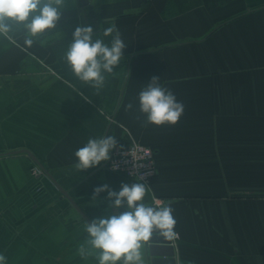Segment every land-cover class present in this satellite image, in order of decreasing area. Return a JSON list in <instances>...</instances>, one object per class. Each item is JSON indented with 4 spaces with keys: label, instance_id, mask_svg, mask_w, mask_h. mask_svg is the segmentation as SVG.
<instances>
[{
    "label": "crops",
    "instance_id": "obj_1",
    "mask_svg": "<svg viewBox=\"0 0 264 264\" xmlns=\"http://www.w3.org/2000/svg\"><path fill=\"white\" fill-rule=\"evenodd\" d=\"M61 13L36 37L22 25L0 36L7 264H97L79 255L85 216L124 208L110 209L107 192L93 199L94 189L140 182L107 161L74 169L75 152L104 136L154 152L144 202L156 197L173 209L176 264H264V0H66ZM83 26L109 45L103 33L115 27L127 45L99 92L65 60ZM152 77L184 105L175 125L145 124L138 95ZM33 165L43 173L32 176ZM141 252L150 264L147 242Z\"/></svg>",
    "mask_w": 264,
    "mask_h": 264
},
{
    "label": "clouds",
    "instance_id": "obj_2",
    "mask_svg": "<svg viewBox=\"0 0 264 264\" xmlns=\"http://www.w3.org/2000/svg\"><path fill=\"white\" fill-rule=\"evenodd\" d=\"M65 3L66 0H0V36L10 39L9 34L17 25H22L31 37L56 28ZM103 35L112 37L110 45L103 39H93V27H77L65 54L74 75L98 92L104 87L105 73L113 72L124 58L123 52L127 47L115 27L105 29ZM25 44L31 46L33 40L26 39ZM159 79L152 77L140 91L139 110L146 116L145 124L175 125L184 112V105L177 102L170 90L160 85ZM127 108L131 109L132 105H127ZM116 146L117 139L113 136L90 138L75 152L74 169L82 172L108 161L110 151ZM148 191L150 188L141 182L122 183L118 192L107 184L96 187L93 199L101 192H107L109 208H124L125 211L117 214L106 212L104 216L86 222L88 238L80 246L79 255L94 256L97 264H145L141 249L154 233L158 232L169 241L176 240L178 233L174 229L177 221L172 215L173 209L166 204H146ZM0 264H7L3 254H0Z\"/></svg>",
    "mask_w": 264,
    "mask_h": 264
},
{
    "label": "built area",
    "instance_id": "obj_3",
    "mask_svg": "<svg viewBox=\"0 0 264 264\" xmlns=\"http://www.w3.org/2000/svg\"><path fill=\"white\" fill-rule=\"evenodd\" d=\"M105 166L111 171L120 172L144 184H148L156 173L154 152L137 141H131L126 146H116L110 151V159ZM30 173L32 176H38L43 171L37 165H33ZM152 202L154 206L162 204V200L156 197L152 199Z\"/></svg>",
    "mask_w": 264,
    "mask_h": 264
},
{
    "label": "water",
    "instance_id": "obj_4",
    "mask_svg": "<svg viewBox=\"0 0 264 264\" xmlns=\"http://www.w3.org/2000/svg\"><path fill=\"white\" fill-rule=\"evenodd\" d=\"M66 195V193H63ZM71 203L75 208L83 215L84 213L78 208V206L70 199ZM151 206L150 204H148ZM125 211L121 209L120 212ZM86 220L90 223L91 221L85 216ZM148 253L150 256V264H176L175 260V249L172 241L162 238L158 232L153 234V237L147 241Z\"/></svg>",
    "mask_w": 264,
    "mask_h": 264
},
{
    "label": "trees",
    "instance_id": "obj_5",
    "mask_svg": "<svg viewBox=\"0 0 264 264\" xmlns=\"http://www.w3.org/2000/svg\"><path fill=\"white\" fill-rule=\"evenodd\" d=\"M128 145V144H127ZM126 146V145H125Z\"/></svg>",
    "mask_w": 264,
    "mask_h": 264
}]
</instances>
